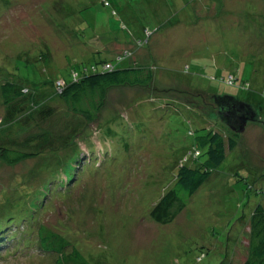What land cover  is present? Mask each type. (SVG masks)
I'll list each match as a JSON object with an SVG mask.
<instances>
[{
	"label": "rangeland",
	"instance_id": "obj_1",
	"mask_svg": "<svg viewBox=\"0 0 264 264\" xmlns=\"http://www.w3.org/2000/svg\"><path fill=\"white\" fill-rule=\"evenodd\" d=\"M190 1L187 0L188 5L181 6L180 0H113L120 13V17H115L100 0H0V82L1 78L9 73L12 76L27 77L32 82L30 85L33 88H40L38 84L43 78L47 81L56 77H66L78 62L70 60L69 66L64 62L51 64L48 59L40 60L39 57L48 50L49 45L57 51L64 52L67 48H73L78 52L82 47L80 42L88 43L89 40H85L79 30L83 28L82 26L92 25L96 18L99 36L104 35L102 45L120 46L122 50L126 47L129 50L133 49L136 55L139 53V63L143 66L150 65L146 63L147 61L156 59L159 67H166V63H170L169 59H175L177 63L184 62L194 70L193 66L197 63L207 64L213 61V56L208 57L205 51L207 39L213 38V35H226L233 31L247 36L245 32L251 31L253 36L257 35L256 39L251 41V46L245 45L243 51L237 50L230 54L218 55L215 61L227 69L233 68L229 66L233 64L235 70L234 68L230 70L232 72L237 68L241 69L243 80H251L253 74L256 75L255 79L263 76L260 82L257 80L254 83L252 89L257 91L256 86H259V83L264 87V38L261 37L264 33V0ZM186 15L192 21H188L187 18L182 20ZM219 16L221 23H217ZM193 17L197 19L196 23ZM181 20L180 27H173ZM214 20L216 21L212 22ZM122 24L127 28L123 29ZM207 27L211 28L213 35ZM144 29L153 32L150 42L142 48L135 49L133 36L140 35L144 38ZM164 33L168 34L170 39L166 40L163 37ZM73 34H75L74 42L68 39H73ZM88 46L87 44L86 47ZM112 51L113 49L108 55ZM192 54L196 56L193 59ZM134 56L133 53L131 57ZM90 59L87 58L85 62H89ZM159 62L165 64L161 65ZM47 67H50L52 72L45 75ZM161 70L160 75L178 79L175 82L172 80L168 82L170 88L173 87V83L184 82L182 77L186 75L179 76L180 70L176 73L178 78L171 74L174 73L172 71ZM181 71L187 74L185 70ZM159 79L158 82L161 84ZM199 80L197 79L198 83L201 81ZM202 84L205 88L209 86L208 82ZM187 90L183 85L164 93L159 91L157 93L160 95H158L155 92L151 93L148 88H115L109 93L102 119L105 120L116 114L121 115L126 108L138 103L140 99H145L146 102L151 100L147 102L149 106L143 105L145 114V110H149V107L158 108L163 98H170L183 103L188 101L192 109L198 104L202 109H197L207 113L208 118L213 121L221 120L220 115L216 116L213 111L211 102L200 90L194 88L197 91L193 95L186 93ZM239 91L231 88V92L238 93L240 99L245 100L249 97L247 91ZM55 99H50L54 107V114L49 120L54 127L53 135L63 136L65 130L75 128L80 130L81 127L88 126L85 117L69 112L57 100L58 98ZM3 114L0 98V121ZM134 115L138 116L136 113ZM189 115V110L182 107L176 108L171 105L158 108V113L150 116L151 121H146L154 126L151 132L157 136L151 141L145 138L146 152L141 151L140 154L131 155V160L130 156L117 159L107 153L109 151L107 145L114 146L115 140L111 135H105L104 140H100L99 132L92 133L88 139L89 143H86L88 140L79 143L82 152L77 151V148L74 150L72 145L67 144L70 140H67L66 143L54 147L48 145L33 158L16 166H10L0 160V200L5 192L1 190V186L11 187L20 195L25 193L32 195L30 202H26L24 207L29 210L35 206V200H41L45 192L51 190L49 193L51 206L41 213V223L57 226L61 232L70 233L69 238H73L74 242L84 249L87 257L93 256L97 260L106 259L102 264H223L228 254L233 257V252L238 246L236 240L229 241L227 236L230 233L234 236L238 235L240 227L238 230L237 228L241 224L238 220L250 209V203L247 201L249 197L247 194L244 195L247 191L241 190L245 185L242 186V182H237L233 175L240 171L247 176L248 167H253L251 163L258 164V158L263 157L264 144L260 139L264 138V134L260 133L264 130V126L262 123L253 122L250 124L252 126L241 133L229 127L233 137L238 135L237 148L242 158L239 157L237 160L236 155H232V158L236 157L234 163L226 162V166L219 168L218 175L215 174L213 180L189 201L185 212L173 224L158 227L151 218H144L143 210L145 211L146 207L142 205L141 207L139 200L141 202L143 197H149L151 195L149 190L154 196L159 188L165 185L161 180L151 182L152 175L147 174L157 168L160 170L159 167L164 169L165 166L163 167L162 163H159L160 160L156 159L158 161H155L156 167L147 168L136 174L131 168L134 165L132 160L141 166L146 159L145 165H151L153 160L148 156L152 152L161 153L164 151L163 147H166L169 153L168 160L173 161L176 155L181 153V148L195 140L194 137L187 135L190 126L187 120L193 118L196 128H199V120ZM130 124L126 129L127 139L131 138L138 128L137 120L133 125ZM87 128L94 130L95 126L89 124ZM34 129L38 131V126L34 125ZM203 133L205 132L198 131L196 137ZM28 136L23 133L18 137L20 141H24ZM79 140L80 138L77 142ZM255 142L261 143L259 148H256ZM66 149L67 151L62 153ZM62 154H68L65 161L54 160ZM244 156H247L250 162L243 160ZM47 164L54 167L45 169ZM243 164L248 167L242 166ZM59 168L65 170L62 180L66 181L67 186L65 185L63 196L61 193L58 196L57 190L54 191L58 184L61 192L65 189L61 181L53 180V177L60 174ZM125 168L129 174L123 176L122 169ZM167 185L169 184L166 183ZM145 187L146 190L143 192ZM79 197L84 198L81 206L78 204ZM252 197L256 200L260 199L253 193ZM17 200L15 197L14 202ZM95 208L99 212L95 213L93 211ZM71 212H75L72 219L67 223L64 220L67 226L60 224ZM101 223L106 225L103 233L97 231ZM17 228L19 226L16 223L4 237L7 240L11 238L16 240L23 236L24 226L19 228L21 231L18 236L13 237ZM37 250L38 246L36 249L34 245L15 253L14 248L8 243L0 245V264H52L47 255H40Z\"/></svg>",
	"mask_w": 264,
	"mask_h": 264
},
{
	"label": "trees",
	"instance_id": "obj_2",
	"mask_svg": "<svg viewBox=\"0 0 264 264\" xmlns=\"http://www.w3.org/2000/svg\"><path fill=\"white\" fill-rule=\"evenodd\" d=\"M100 1L111 11L113 16L120 17L119 10L113 0ZM180 3L181 6L183 4L188 5L187 0H180ZM185 18H187L188 21H192L188 15H186V17L183 16L182 20ZM218 19L219 22L217 23H221L222 20L220 16ZM81 20H83V17ZM182 20L179 21L177 25H173V27H180ZM195 20L197 19L193 17V21L196 23L197 21ZM212 22L209 21L211 24ZM97 26L98 23L96 18H94L92 25L82 26L83 28L79 30L82 36L84 35L83 38L89 40L88 43L80 42L82 47L79 48L80 50L78 52H76L72 46H69L72 49L67 48L63 52L57 51L56 49L54 50L49 45L48 50L39 57L40 60L48 59L51 64L64 62L69 66L68 62L70 60L78 62L71 68L69 75L66 77H56L47 81L45 80L46 78H43L40 84H38L40 88H33L30 85L32 82H30L27 77L12 76L7 73L1 78L0 98L4 114L0 121V160L10 166H16L21 162L33 158L48 145V147H54V145H61L63 142L66 143L67 140H70L67 144L72 145L74 150L77 148V151L82 152L79 148V143L83 140L87 141L94 132L95 134L99 132L100 140H104L105 135H111L114 138L115 144L114 146L107 145L109 147L107 153L117 159L130 156L131 160V155L140 154L141 151L147 149L144 147L145 138L151 141L157 136L153 135L151 132L154 126H151V123H146V121L150 120L152 114L158 113V108H163L164 106L170 107L173 105L176 108L182 107L183 109H188L190 112L189 117L194 116L199 120V128H196V126L194 127L195 120L193 118H188L187 120L190 124L187 135L195 138L193 143L190 145L187 144L181 148V153L176 155L173 161L168 160L169 153L166 147H163V152H152L153 155L151 154L148 156L150 160H153L151 165H145L146 159H143L144 161L141 166H139L140 164L138 162H133L132 160L134 165L131 168H133V172L136 174L147 168L151 169L156 167L158 162L156 159L160 160L159 163L161 162L163 167L165 166L164 169L159 167L160 170L157 168L155 171L147 173L153 176L150 175L151 182L161 180L165 182V185L161 186L154 196H152L153 192L149 190L151 193L149 197H143L141 202L139 198L138 200L140 206L146 207L145 211L143 210L144 218H151L158 227H167L173 224L185 212L184 210L188 207L189 201L197 195L207 183L213 180L215 174L218 175L219 168L226 166L227 163H234L236 157L237 160H239V157L242 158L239 148H237L239 147L238 135L233 137L231 135L232 131L220 119L213 121L211 118H208L207 113H202L197 109L201 108L198 104L192 109L188 105V101L187 103H183L179 100L170 98H163L160 100V106L158 108L154 106L149 107V110H145L146 115L143 113V105L149 106L148 103L151 100H147V103L145 99H140L138 103L126 108L125 112L121 115L116 114L103 120L102 116L107 107L106 103L109 93L115 88L130 87L137 89L148 88L151 93L155 92L158 94L157 92L159 91L164 93L165 91L175 90L178 86L185 85L188 89L186 93L190 95L200 90L207 100L211 102L210 105L213 111H215L216 116H218L219 107H217L212 97H231L239 102L251 105L257 113L256 119L250 121L246 129L252 126L250 124L253 122L262 123L264 126V87H261V83H259V86H256L257 91L252 89L254 83H256L257 80L260 82L263 76L255 79L256 75L253 74L254 77L251 80H243L241 79V69L237 68L236 71L232 72L230 70L233 68L235 70L233 64L229 65L233 68L227 69L215 61L218 55L230 54L232 51L237 50L243 51L245 45L251 46V41L256 39L257 35L253 36L251 31L245 32L247 36L236 31L226 35H213L211 28L207 27L211 30L213 38L207 39L205 51H207L208 57L213 56V61L212 63L207 62V64L204 62L197 63L193 66L194 70H191V66H188V64L185 65L184 62L177 63L175 59H169L170 63H166V67H159L160 65L156 62V59L146 62L150 65H140V60L138 59L139 53L136 55L133 49L129 50L128 47H126L122 50L120 46H103L101 41L104 35L99 36ZM122 27L123 29L127 28L125 24H122ZM211 27L213 26L211 25ZM152 35L153 32L149 29H144V38L140 35H134L133 40L136 45L135 49L148 45ZM163 37H165L166 40L170 39L169 35L165 33ZM261 37L264 38V33L261 34ZM68 39L74 42L75 34H73V39ZM87 44L89 45L88 47H86ZM83 47L85 48L83 49ZM150 48L152 49L151 46ZM112 49L113 51L108 55V52ZM133 53L135 56L131 57ZM194 57L196 56L192 54L191 58L193 59ZM87 58H91L89 62H85ZM172 60L176 61V63H173ZM159 63L161 65L165 64L164 62ZM163 69L168 72H174L171 74L175 77H177V70H180L179 76L186 75L182 77L184 82L180 80L182 82L181 84H178V82L173 83V87L170 88L169 85H167L168 82L170 80L175 82L178 79L171 76L164 77L163 74L160 75L161 72L159 71H163ZM181 70H185L187 74ZM49 72H52L51 68L47 67V69H45V75ZM245 74L248 73L245 72ZM159 78L161 79V84L158 82ZM197 79L201 80H199L200 83L197 82ZM201 82H208L209 86L205 88V85ZM194 88H197V90H194ZM231 88L236 91L238 89L240 90L239 92L247 91L249 97L242 100L238 97V93L231 92ZM158 95H160V93ZM55 98H58L57 100L60 101L69 112H73L77 116L85 117V122L88 123V126L89 124H94L95 129L90 130L91 128H87V126L81 127L80 130L79 128L65 130L63 136L60 134L53 135L54 127L49 123V120L54 114V107L51 105L50 99ZM207 111L209 112V108H207ZM135 113L138 115L137 117L134 115ZM135 119L138 121V128L136 132L132 134L131 138L127 139L126 129L131 125L130 123H132V125L136 123ZM34 125L38 126V131L34 129ZM140 125L143 127L140 128ZM251 128L253 129V127ZM200 130L205 133L196 137V133ZM34 131L36 132L31 134V132ZM23 133L29 136L25 138L24 141H20L18 136L23 135ZM260 134H264V130H262ZM78 136L80 140L77 142V139H79L77 138ZM250 138L252 139L251 136ZM260 140L261 143L264 144V138ZM86 143H89V140ZM261 143L255 142L254 144L256 148H259ZM65 151H67V149L63 150L62 153ZM92 152L96 151L92 150ZM67 155L68 154L59 155L54 160L63 162L65 158H67ZM77 155H79V153ZM232 155H236V157L232 158ZM263 158L264 155L262 158H258V164L251 163L253 166L251 168L247 165H242L249 168L247 169V176L244 172L242 173L244 175H242L240 171L233 175L237 182H242V186L245 185L241 190L247 191L244 195L247 194L249 197L247 201L250 203V209L249 212L245 211L244 216L238 220L241 222L237 228L238 230L240 227L238 235L234 236L230 233L227 236V240L229 241L236 240L238 246L237 250L233 252V257L231 258V255L228 254L223 264H264ZM243 160L250 162L247 156H244ZM75 163H77V161H75ZM53 167V165L47 164L45 169H52ZM59 173L60 174L53 177V180L58 182L61 181L65 189L61 192L58 188L60 185L58 184V186H55L54 191L57 190L56 194L58 196L60 193L63 196L67 186L66 181L62 180L65 170L59 168ZM126 174H129L127 169H122V175L124 176ZM148 183L150 182L148 181ZM166 183L169 185L166 186ZM1 187V190L5 192L2 200H0V202L3 201L0 203V245L8 243V245L14 248L15 253L23 249H29L34 245L37 249L38 246V253L43 256L47 255L52 264H102L105 262L106 259L97 260L95 257L91 256L92 260L87 257L84 249L78 246L73 238H69L71 236L70 233L61 232L57 226H51L47 223L44 225V223H41V213L46 210L47 207L49 208L51 206V196L49 194L51 190L45 192L46 194L40 198L41 200H35V206L26 210L27 208H24L25 204L26 202H30V196L32 195H27V193L20 195L19 193H15V190L11 187L4 185ZM145 190L146 187L143 192ZM252 193L255 197L259 196L260 199L256 200V198H253ZM15 197L18 199L16 202H14ZM83 200L84 198L79 197V206L82 205ZM93 211H95V213L99 212L96 208L93 209ZM73 213L71 212L67 219L64 217L63 223L60 222V224L67 226L65 221L67 223L72 219ZM16 223L19 228L25 227L23 231L25 233L16 240L11 237V240H7L4 236L12 230L11 228H13V225ZM19 228L14 230L15 234L13 237L18 236L21 231ZM105 230L106 225L104 223L99 224L97 231L103 233ZM204 253L205 252H203V254Z\"/></svg>",
	"mask_w": 264,
	"mask_h": 264
},
{
	"label": "water",
	"instance_id": "obj_3",
	"mask_svg": "<svg viewBox=\"0 0 264 264\" xmlns=\"http://www.w3.org/2000/svg\"><path fill=\"white\" fill-rule=\"evenodd\" d=\"M212 98L218 104L221 120L236 132H244L248 123L257 117L253 107L247 103L231 97L213 96Z\"/></svg>",
	"mask_w": 264,
	"mask_h": 264
}]
</instances>
